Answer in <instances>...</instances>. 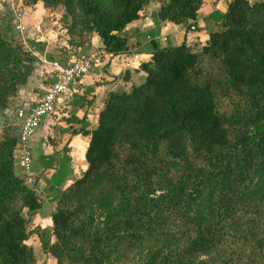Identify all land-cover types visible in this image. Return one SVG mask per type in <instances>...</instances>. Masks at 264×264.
<instances>
[{"label": "trees", "instance_id": "trees-1", "mask_svg": "<svg viewBox=\"0 0 264 264\" xmlns=\"http://www.w3.org/2000/svg\"><path fill=\"white\" fill-rule=\"evenodd\" d=\"M28 1L62 8L72 39L96 33L118 55L155 0ZM161 1V21L181 25L205 0ZM33 63L0 30V109ZM141 71L143 83L107 96L88 169L60 196L52 230H30L25 211L42 202L16 173L19 134L0 138V264H37L33 234L45 253L74 252L83 264H108L145 239L156 248L148 264H264V187L252 191L264 177V0H234L206 45L157 50ZM205 203L207 213L195 211Z\"/></svg>", "mask_w": 264, "mask_h": 264}, {"label": "crops", "instance_id": "crops-1", "mask_svg": "<svg viewBox=\"0 0 264 264\" xmlns=\"http://www.w3.org/2000/svg\"><path fill=\"white\" fill-rule=\"evenodd\" d=\"M160 1L151 2L140 13L139 19L127 26L124 31L128 37L127 50L118 55L108 53L96 33L83 42L72 39L62 20L54 22L59 24L57 28L49 27V31L42 29V18L47 13L42 4L36 5V10L30 9L33 14L28 15V18L26 16L30 34L23 32V44L34 59V71L27 84L10 99L7 108L0 109V133L11 120L19 126L15 117L19 108L30 107L44 98L55 81L54 63L65 65L80 54L103 53L102 65L93 68L86 78L74 83L62 96L56 112L42 121L32 137V167L23 170L16 165V173L42 202L35 213L29 215L25 211L31 231L37 228L53 229L52 216L60 196L88 169L86 154L91 133L99 124L107 96L113 91L130 90L134 85L143 83L146 75L141 71V66L150 62L157 50L183 44L206 45L210 35L221 29L224 16L234 0H205L197 18L181 25L161 21ZM249 1L255 3L263 0ZM28 10L26 15L29 14ZM192 23L197 27L196 31L191 30ZM22 27L26 31L24 25ZM32 30H40L39 33L43 31L46 36L41 38L35 32L38 36H33ZM39 242L37 234H33L29 240L35 253Z\"/></svg>", "mask_w": 264, "mask_h": 264}, {"label": "rangeland", "instance_id": "rangeland-1", "mask_svg": "<svg viewBox=\"0 0 264 264\" xmlns=\"http://www.w3.org/2000/svg\"><path fill=\"white\" fill-rule=\"evenodd\" d=\"M39 4H42L44 6L42 2H39L37 4H32L28 0H0V30L8 38H12V39L16 38L18 41H20L22 45H24L23 44L24 43L23 32L30 34V31L28 29L29 23H28V19H26V16L28 18V15L33 14V11L30 9L36 10V5H39ZM158 4L162 6L163 3L162 1H160L158 2ZM44 8H45V11H47V13L46 14L44 13L43 15L42 20L44 21L41 24V28L45 29V31L46 30L49 31L48 30L49 27L50 28L59 27V24H55L54 22L63 20L64 11L62 10V8L60 7L59 8H46L45 6ZM27 9H29L28 10L29 14L26 15ZM22 25H24V27L26 28V31L25 30L22 31V29L19 28V26H22ZM32 31H33V36L37 35L35 33H38V35L41 36V38L46 36L43 31L42 33H39L40 30L38 32L34 30ZM50 79L52 80V78ZM14 134L16 135L18 134V125L16 122H14V120H11L8 125H4V129L2 133H0V136H2V139H3L7 135H14ZM83 174L80 177H82ZM80 177L77 178L75 181L80 179ZM263 187H264V177L258 178V181L254 184L252 191H256ZM164 189H165V186L157 190L155 196L158 197L164 194L165 193ZM207 205L208 203H205L203 207L200 206L199 208H196L195 211H197L198 213H207V207H205ZM102 223H103V219L99 218L97 221V226L100 227ZM145 240L146 242L144 243L142 242L138 246L133 247L134 249H132L131 251H128V252L118 251L115 254L111 255L110 258L108 259V264H148L150 260L149 259L150 254L152 250L154 251L156 248L154 246L153 241H150L149 239H145ZM54 242H55V237L52 234L51 243H54ZM28 244H29V241H28ZM35 255L37 258V264H83L81 258L74 252H70L68 254H61L59 258H57L56 256H51L48 253H45V251L42 249L41 241L37 245V252L35 253ZM208 259H209L208 256H203L195 264H201L202 261H205Z\"/></svg>", "mask_w": 264, "mask_h": 264}, {"label": "built area", "instance_id": "built-area-1", "mask_svg": "<svg viewBox=\"0 0 264 264\" xmlns=\"http://www.w3.org/2000/svg\"><path fill=\"white\" fill-rule=\"evenodd\" d=\"M22 31L24 28L19 26ZM191 30L197 27L191 24ZM137 59L138 56H135ZM103 63V53L80 54L65 65L54 63L55 81L44 98L30 107H21L15 117L18 121V143L15 150L16 165L23 170H29L33 164L31 140L39 129L42 121L52 116L58 108L62 96L69 91L75 82L86 78L95 67Z\"/></svg>", "mask_w": 264, "mask_h": 264}]
</instances>
